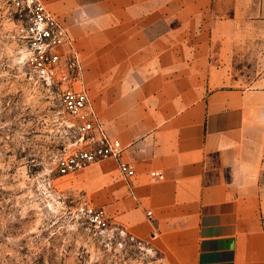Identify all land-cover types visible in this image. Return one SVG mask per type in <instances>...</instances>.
I'll return each mask as SVG.
<instances>
[{
    "label": "crops",
    "instance_id": "crops-1",
    "mask_svg": "<svg viewBox=\"0 0 264 264\" xmlns=\"http://www.w3.org/2000/svg\"><path fill=\"white\" fill-rule=\"evenodd\" d=\"M45 2L135 170L67 175L81 204L166 264H264V0Z\"/></svg>",
    "mask_w": 264,
    "mask_h": 264
},
{
    "label": "rangeland",
    "instance_id": "rangeland-1",
    "mask_svg": "<svg viewBox=\"0 0 264 264\" xmlns=\"http://www.w3.org/2000/svg\"><path fill=\"white\" fill-rule=\"evenodd\" d=\"M23 49L18 17L0 0V264H166L151 244L85 219L68 176L55 172L70 118Z\"/></svg>",
    "mask_w": 264,
    "mask_h": 264
},
{
    "label": "built area",
    "instance_id": "built-area-1",
    "mask_svg": "<svg viewBox=\"0 0 264 264\" xmlns=\"http://www.w3.org/2000/svg\"><path fill=\"white\" fill-rule=\"evenodd\" d=\"M18 17L23 61L43 86L57 88L61 106L70 118L72 142L56 162L58 176L77 174L106 159H118L119 171L135 175L133 166L122 161L121 142L112 137L96 110L84 80V64L67 27L53 14L45 0H7ZM151 177L164 180L160 172ZM85 219L103 232L112 229L104 207L81 206ZM151 215V213H148Z\"/></svg>",
    "mask_w": 264,
    "mask_h": 264
}]
</instances>
